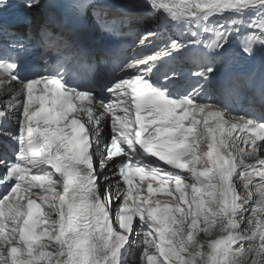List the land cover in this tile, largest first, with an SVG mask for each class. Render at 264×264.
Returning <instances> with one entry per match:
<instances>
[{
  "label": "snow or ice",
  "instance_id": "snow-or-ice-1",
  "mask_svg": "<svg viewBox=\"0 0 264 264\" xmlns=\"http://www.w3.org/2000/svg\"><path fill=\"white\" fill-rule=\"evenodd\" d=\"M0 189V264H264V0H0Z\"/></svg>",
  "mask_w": 264,
  "mask_h": 264
},
{
  "label": "rangeland",
  "instance_id": "rangeland-1",
  "mask_svg": "<svg viewBox=\"0 0 264 264\" xmlns=\"http://www.w3.org/2000/svg\"><path fill=\"white\" fill-rule=\"evenodd\" d=\"M139 19H141V20H142L143 22H145L146 24L151 23V21L146 20V19H144V18H139Z\"/></svg>",
  "mask_w": 264,
  "mask_h": 264
}]
</instances>
